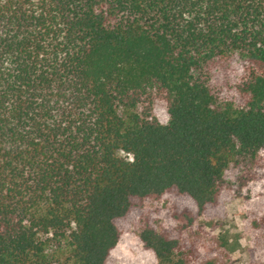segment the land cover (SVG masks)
<instances>
[{
  "label": "trees",
  "instance_id": "1",
  "mask_svg": "<svg viewBox=\"0 0 264 264\" xmlns=\"http://www.w3.org/2000/svg\"><path fill=\"white\" fill-rule=\"evenodd\" d=\"M263 166L264 0H0V264H193Z\"/></svg>",
  "mask_w": 264,
  "mask_h": 264
},
{
  "label": "rangeland",
  "instance_id": "2",
  "mask_svg": "<svg viewBox=\"0 0 264 264\" xmlns=\"http://www.w3.org/2000/svg\"><path fill=\"white\" fill-rule=\"evenodd\" d=\"M164 106L156 104L153 116L164 118ZM258 179L234 197L223 192L218 204L208 207L197 220L199 230L195 232L201 259L193 264H264V249H259L257 260L249 258V250L255 245L256 230L253 221L264 215V166L255 171ZM195 212L194 205L181 200ZM130 215L118 223L120 239L110 252L105 264H163L145 250L139 242V230ZM264 243V236L261 239Z\"/></svg>",
  "mask_w": 264,
  "mask_h": 264
}]
</instances>
